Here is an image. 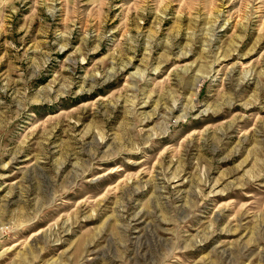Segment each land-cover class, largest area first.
Wrapping results in <instances>:
<instances>
[{"label":"rangeland","instance_id":"rangeland-1","mask_svg":"<svg viewBox=\"0 0 264 264\" xmlns=\"http://www.w3.org/2000/svg\"><path fill=\"white\" fill-rule=\"evenodd\" d=\"M0 264H264V0H0Z\"/></svg>","mask_w":264,"mask_h":264}]
</instances>
